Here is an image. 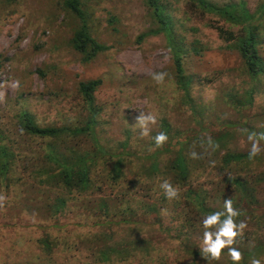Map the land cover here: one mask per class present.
Returning <instances> with one entry per match:
<instances>
[{"label":"rangeland","instance_id":"rangeland-1","mask_svg":"<svg viewBox=\"0 0 264 264\" xmlns=\"http://www.w3.org/2000/svg\"><path fill=\"white\" fill-rule=\"evenodd\" d=\"M207 1L244 2L251 19L231 22L199 0H159L181 46L179 71L146 0H81L92 35L109 46L89 61L74 46L81 21L64 0H0V145L10 153L0 172V264H209L199 249L209 212L196 194L214 211L232 199L246 224L233 245L241 264H264V151L247 155L248 134L264 133V0ZM245 25L263 39L256 78L238 48ZM95 78V133L106 154L89 134L38 136L21 126L27 111L40 126L81 127L91 112L79 82ZM143 112L156 117L147 136L137 124ZM158 132L168 136L159 148ZM51 149L64 160L95 157L85 190L61 181ZM230 153L245 157L227 162ZM164 180L176 198H166ZM224 251L210 264H232Z\"/></svg>","mask_w":264,"mask_h":264},{"label":"trees","instance_id":"trees-1","mask_svg":"<svg viewBox=\"0 0 264 264\" xmlns=\"http://www.w3.org/2000/svg\"><path fill=\"white\" fill-rule=\"evenodd\" d=\"M147 3L153 8L156 19L159 23V29L153 32L162 31L165 33L169 40L171 47L175 55V63L177 69H182V55L181 46L175 42L173 38V28L171 26L168 15L164 12L163 6H161L159 0H146ZM65 6L81 21V26L74 35V46L77 50L84 53V59L89 61L93 59L98 52L105 51L109 48L107 44L99 42L91 33L89 29V14L86 9L83 8L81 0H64ZM200 6L209 12L218 13L227 18V20L234 23H248L251 19V14L246 8L244 2H241V8L235 4H228L225 6H216L207 0H199ZM246 26V25H245ZM244 33L238 39V48L245 61L247 69L252 77L256 76L263 69L262 58L259 52V43L263 41L262 36L258 33L254 26L244 27ZM183 89H186V81L183 78L178 79ZM102 80L99 78L81 80L79 82V89L84 96L85 100L90 105L91 115L86 119L84 125L77 128L68 127H52V126H40L38 125L30 113L24 111L20 117L21 126L27 132L38 136L58 137L62 134H69L71 136H79L81 134H89L95 145L98 147L100 154H106L105 149L99 144L98 137L95 133V125L97 119L95 117L93 102L95 100L94 91L101 84ZM10 156L7 148L4 145H0V172L6 173L9 164L6 158ZM48 157L55 161L58 166V177L66 186H77L80 190H85L90 185L89 179V165L95 160V157L89 152L78 153L72 160H64L58 157L57 152L50 150ZM245 157L244 153H234L225 155V161L239 160ZM178 164L181 169H184L183 157L179 155L177 158ZM238 184L239 181L236 180ZM195 200L199 209L203 212H213L210 208L206 207L204 201L197 194ZM60 199H57L55 203L59 206Z\"/></svg>","mask_w":264,"mask_h":264},{"label":"clouds","instance_id":"clouds-1","mask_svg":"<svg viewBox=\"0 0 264 264\" xmlns=\"http://www.w3.org/2000/svg\"><path fill=\"white\" fill-rule=\"evenodd\" d=\"M165 73H156L153 79L159 83L163 81ZM15 86H19V82ZM138 125L140 126L141 136L149 135V125L156 123V117L151 113H141L138 117ZM250 142V148L247 153L248 158L252 159L258 156L264 148L261 147L260 141L264 140V133L250 132L247 136ZM168 140L165 132H158L154 137V147H162ZM196 154L193 153V156ZM164 195L168 199H173L178 196V189L169 181L164 180L160 184ZM240 215L238 209L233 207L232 199H224L223 207L219 211H213L203 215L201 225L203 227L202 241L199 246L201 256L209 261H220L223 254L230 256L232 264H241V251L234 247L236 239L243 235L246 224L243 220L237 221L235 218ZM249 264H261V260L256 257H251Z\"/></svg>","mask_w":264,"mask_h":264}]
</instances>
